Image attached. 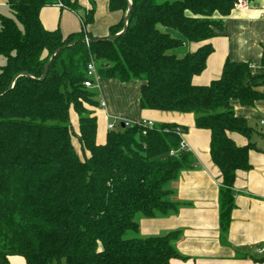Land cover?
<instances>
[{
    "label": "trees",
    "instance_id": "trees-1",
    "mask_svg": "<svg viewBox=\"0 0 264 264\" xmlns=\"http://www.w3.org/2000/svg\"><path fill=\"white\" fill-rule=\"evenodd\" d=\"M89 2L83 10L75 0H6L9 14L0 12V264H10L13 255L25 264H169L185 258L176 247L180 230L142 237L138 218L166 217L182 206L170 184L196 166L193 154L180 148L187 127L120 122L98 144L90 109L98 105L96 93L84 85L90 61L99 78L141 82V109L191 113L194 127L209 131L224 235L237 172L251 169L248 153L257 149L251 136H264L230 104L264 99V75L254 76L250 62L227 58L218 78L205 85L192 81L205 69L210 39L222 31L235 0H108V9L122 15L104 38L88 30L94 21V0ZM53 5L77 14L81 29L63 36L58 27H43L40 11ZM184 42L197 47L178 56ZM234 133L246 142L238 144Z\"/></svg>",
    "mask_w": 264,
    "mask_h": 264
},
{
    "label": "crops",
    "instance_id": "crops-1",
    "mask_svg": "<svg viewBox=\"0 0 264 264\" xmlns=\"http://www.w3.org/2000/svg\"><path fill=\"white\" fill-rule=\"evenodd\" d=\"M83 10L91 7L89 0H75ZM6 0H0V12L7 14ZM83 12L81 11V14ZM264 0H252L248 9H232L224 17L223 29L210 39L213 51L207 58L205 69L192 79L195 85H205L220 76L225 59L233 62H250L254 76L264 75L261 63L264 50ZM121 11H110L108 0H94V21L88 26L91 34L104 38L109 27L121 18ZM40 21L46 29L59 28L62 35L81 29L80 17L59 5L47 6L40 11ZM197 47L195 43L184 42L175 53L178 56ZM141 82L133 80L121 83L114 79L97 78L93 90L98 105L90 107L97 119L96 142L103 144L108 124H132L141 120L159 124L173 122L187 127L183 139L193 154L196 166L182 171L170 184L175 190L174 199L182 206L176 214L157 218H140L139 235L148 237L168 231L180 230L181 239L176 247L184 259H172L169 264H264V136H251L257 149L250 150L248 161L251 169L237 172L234 182V208L226 235L219 226L218 212V170L209 155L210 133L194 127L191 113L163 112L141 109L139 95ZM100 102L103 106L99 105ZM230 104L237 117L264 132V99L251 106L241 105L232 99ZM69 118L75 133H78V119L72 108ZM238 144L246 140L238 133L232 134ZM74 147L81 153L76 138ZM88 154L87 152L85 153ZM10 264H25L18 255L9 256ZM54 264H64V261Z\"/></svg>",
    "mask_w": 264,
    "mask_h": 264
},
{
    "label": "built area",
    "instance_id": "built-area-1",
    "mask_svg": "<svg viewBox=\"0 0 264 264\" xmlns=\"http://www.w3.org/2000/svg\"><path fill=\"white\" fill-rule=\"evenodd\" d=\"M250 7H251V0H235L234 5H233L234 9H237V8L238 9H248ZM263 15H264V13H263ZM97 78L98 77H97L96 72H95L94 63H93V61H90L87 64L86 79L84 80V85L86 87H89V88L92 87L94 84L93 82L96 81ZM100 105L103 106V103L100 102ZM143 124H145L147 126H152L153 122L144 120ZM261 125H264V122H261ZM112 127H113V124H108V129H111ZM180 148H182V149L187 148L186 143L183 139V134H181ZM257 252L263 253L264 248L258 249Z\"/></svg>",
    "mask_w": 264,
    "mask_h": 264
},
{
    "label": "water",
    "instance_id": "water-1",
    "mask_svg": "<svg viewBox=\"0 0 264 264\" xmlns=\"http://www.w3.org/2000/svg\"><path fill=\"white\" fill-rule=\"evenodd\" d=\"M129 10H130V9H128L127 13H126L125 16H124V19H125V25H126V20H127L128 14H129ZM125 30H126V26L123 27V29H122L121 32H119V33L116 34L115 36L111 37L110 39H113V38L117 37L118 35L124 33ZM110 39H109V40H110ZM86 41H87V40H86ZM46 68H47V65H46L45 69H46ZM124 126H125V123L122 122V123H121V127H124Z\"/></svg>",
    "mask_w": 264,
    "mask_h": 264
},
{
    "label": "rangeland",
    "instance_id": "rangeland-1",
    "mask_svg": "<svg viewBox=\"0 0 264 264\" xmlns=\"http://www.w3.org/2000/svg\"><path fill=\"white\" fill-rule=\"evenodd\" d=\"M158 2H161V1H164V0H157ZM9 13L7 12V14L6 15H8ZM11 15V14H10ZM173 35H176V36H178V33H175V32H173ZM4 63V58L2 57V56H0V65L1 64H3ZM76 147V146H75ZM77 150H78V148H77ZM79 152V151H78ZM80 154V153H79ZM81 155V154H80ZM141 217H139L138 218V220L140 219ZM21 257V256H20Z\"/></svg>",
    "mask_w": 264,
    "mask_h": 264
}]
</instances>
